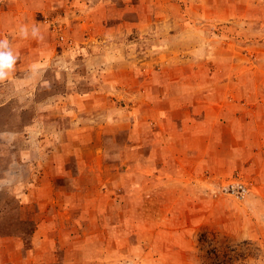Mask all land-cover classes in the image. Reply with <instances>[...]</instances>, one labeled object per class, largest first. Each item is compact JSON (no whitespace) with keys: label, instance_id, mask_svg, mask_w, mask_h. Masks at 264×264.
<instances>
[{"label":"rangeland","instance_id":"obj_1","mask_svg":"<svg viewBox=\"0 0 264 264\" xmlns=\"http://www.w3.org/2000/svg\"><path fill=\"white\" fill-rule=\"evenodd\" d=\"M0 264H264V0H0Z\"/></svg>","mask_w":264,"mask_h":264},{"label":"clouds","instance_id":"obj_2","mask_svg":"<svg viewBox=\"0 0 264 264\" xmlns=\"http://www.w3.org/2000/svg\"><path fill=\"white\" fill-rule=\"evenodd\" d=\"M7 49V41H0V80L5 79L9 75L15 63V57Z\"/></svg>","mask_w":264,"mask_h":264}]
</instances>
